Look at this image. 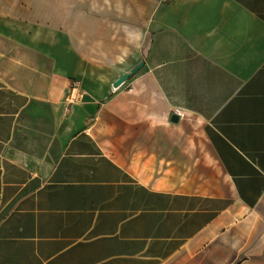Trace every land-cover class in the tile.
Returning a JSON list of instances; mask_svg holds the SVG:
<instances>
[{"label": "crops", "instance_id": "0c3cea01", "mask_svg": "<svg viewBox=\"0 0 264 264\" xmlns=\"http://www.w3.org/2000/svg\"><path fill=\"white\" fill-rule=\"evenodd\" d=\"M0 264H264V0H0Z\"/></svg>", "mask_w": 264, "mask_h": 264}, {"label": "water", "instance_id": "95a60500", "mask_svg": "<svg viewBox=\"0 0 264 264\" xmlns=\"http://www.w3.org/2000/svg\"><path fill=\"white\" fill-rule=\"evenodd\" d=\"M143 66V63L136 66L130 73L123 75L119 80H117L114 84V87H119L122 85L125 81H127L130 77H132L135 73H137ZM177 120L178 118H174Z\"/></svg>", "mask_w": 264, "mask_h": 264}]
</instances>
